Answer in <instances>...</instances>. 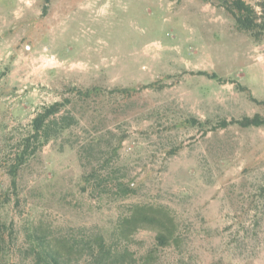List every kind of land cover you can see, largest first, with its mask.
Listing matches in <instances>:
<instances>
[{
  "label": "rangeland",
  "instance_id": "374dc122",
  "mask_svg": "<svg viewBox=\"0 0 264 264\" xmlns=\"http://www.w3.org/2000/svg\"><path fill=\"white\" fill-rule=\"evenodd\" d=\"M12 1L0 0V192L12 191L6 167L32 118L67 97L86 113L78 141L94 125L106 140L123 137L114 161L136 187L84 190L77 150L49 143L20 171V200L0 216L18 244L28 222L112 235L132 204L157 203L173 210L183 245L158 250L156 264H264V127H216L264 113L252 100H264V40L239 31L221 0ZM71 85L105 93L78 101ZM124 87L141 90L108 92ZM154 245L155 231L141 229L129 247L141 256ZM23 256L14 254L32 264Z\"/></svg>",
  "mask_w": 264,
  "mask_h": 264
},
{
  "label": "trees",
  "instance_id": "16d2710c",
  "mask_svg": "<svg viewBox=\"0 0 264 264\" xmlns=\"http://www.w3.org/2000/svg\"><path fill=\"white\" fill-rule=\"evenodd\" d=\"M256 1L254 5L247 0H221L220 5L233 17L239 31L261 41L264 40V0ZM199 73L217 77L216 74L206 71ZM3 74L0 70V76ZM154 85L146 84L141 88ZM70 90L78 101L83 102L96 99L105 93L100 86L83 89L71 85ZM139 90L141 89L137 87H124L108 92L129 98ZM252 100L264 106V100L253 96ZM74 102L73 97H67L62 101L46 104L32 118L27 132L15 145L12 160L6 167L12 191L0 192V216H3V208L20 200V171L49 143L57 145L60 152L65 145L77 150L81 165L85 169L82 177L84 190L91 186H105L111 182L117 185L123 195L135 191L136 187L123 179L125 175L119 174L121 167L114 161L119 154L123 137L115 141L106 140L103 130L99 125H94L91 137L78 141L76 129H80L84 135L87 133L86 126L82 123L86 113H78ZM234 123L242 128L264 127V113L257 112L252 116L245 115L230 121L222 119L216 127L226 128ZM192 124L204 125L196 118L192 119ZM180 147L172 148L169 155H175ZM2 179L0 173V186ZM260 194L264 195V185ZM141 229L155 231V245L145 254L137 256L129 244ZM23 231L25 240L18 244L13 222L8 224L7 220L0 217V264H20L14 258L16 252L23 253V258L30 260L32 264H156L159 260L158 250L169 247L181 249L183 245L180 223L173 210L167 205L157 203L132 204L129 212L120 218L112 235L94 231L87 235L58 234L53 226L43 222H28Z\"/></svg>",
  "mask_w": 264,
  "mask_h": 264
},
{
  "label": "crops",
  "instance_id": "0c3cea01",
  "mask_svg": "<svg viewBox=\"0 0 264 264\" xmlns=\"http://www.w3.org/2000/svg\"><path fill=\"white\" fill-rule=\"evenodd\" d=\"M14 1L18 2L17 0H14Z\"/></svg>",
  "mask_w": 264,
  "mask_h": 264
}]
</instances>
